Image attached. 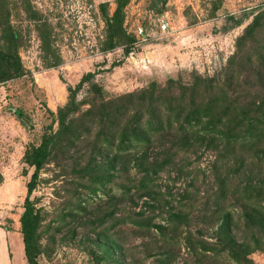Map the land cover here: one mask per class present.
Listing matches in <instances>:
<instances>
[{
    "label": "rangeland",
    "instance_id": "rangeland-1",
    "mask_svg": "<svg viewBox=\"0 0 264 264\" xmlns=\"http://www.w3.org/2000/svg\"><path fill=\"white\" fill-rule=\"evenodd\" d=\"M21 1L26 73L0 84V227L22 236L28 153L49 141L29 195L39 264H264V0H128L127 55L100 50L98 6L117 0H30L41 21Z\"/></svg>",
    "mask_w": 264,
    "mask_h": 264
},
{
    "label": "trees",
    "instance_id": "trees-1",
    "mask_svg": "<svg viewBox=\"0 0 264 264\" xmlns=\"http://www.w3.org/2000/svg\"><path fill=\"white\" fill-rule=\"evenodd\" d=\"M128 0H117L116 7L113 13H109L108 4L100 3L99 10L105 23V33L103 39L100 40V50L103 52H109L116 47H122L123 52L127 55L135 45V38L130 35L123 25V8ZM22 9L26 14L27 19L34 16L37 20L41 21V17L36 11L32 9L30 0H22ZM33 10V11H31ZM40 37L43 43L44 50L50 49L51 31L48 24L43 21L40 25ZM26 34L18 30L11 21V13L9 7V0H0V84L7 82L8 80L19 78L26 73V69L22 65L21 56L19 50L25 46ZM53 61L50 63H61L60 57L55 54H51ZM91 73L84 76L79 82V87L82 82L88 78ZM71 90V88H69ZM219 116L214 115L208 123L210 126H215L218 122H221ZM247 114H243L242 118H246ZM243 120V119H242ZM257 120L251 118L248 122V126H253ZM233 138H240V135H232ZM50 155L49 141H44L43 144L33 148L28 153V159L30 164L34 167L31 179L27 184V197L25 199L24 212L20 217L21 222V234L24 244V253L26 260L29 264H39L33 254L34 247V232L37 226V215L34 213L33 203L29 199L38 172L46 162Z\"/></svg>",
    "mask_w": 264,
    "mask_h": 264
},
{
    "label": "crops",
    "instance_id": "crops-1",
    "mask_svg": "<svg viewBox=\"0 0 264 264\" xmlns=\"http://www.w3.org/2000/svg\"><path fill=\"white\" fill-rule=\"evenodd\" d=\"M21 240H22V236L17 237V235L13 234L10 230H6L5 228L0 227V262H1L0 264H14L13 246L14 245L16 246L17 243L19 250L18 255L20 260L23 257L26 260V256L24 253V244L21 243Z\"/></svg>",
    "mask_w": 264,
    "mask_h": 264
},
{
    "label": "built area",
    "instance_id": "built-area-1",
    "mask_svg": "<svg viewBox=\"0 0 264 264\" xmlns=\"http://www.w3.org/2000/svg\"><path fill=\"white\" fill-rule=\"evenodd\" d=\"M165 25H166L165 23L162 24L163 29L165 28ZM138 32H139V34H142V29L140 27L138 28Z\"/></svg>",
    "mask_w": 264,
    "mask_h": 264
}]
</instances>
